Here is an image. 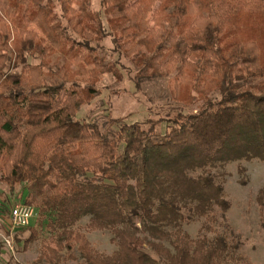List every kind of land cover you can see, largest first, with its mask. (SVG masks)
<instances>
[{"label": "trees", "instance_id": "16d2710c", "mask_svg": "<svg viewBox=\"0 0 264 264\" xmlns=\"http://www.w3.org/2000/svg\"><path fill=\"white\" fill-rule=\"evenodd\" d=\"M40 1L0 0V184L12 197L28 185L25 203L39 218L25 245L45 229L55 244L51 263L253 264L239 253L242 240L227 222L229 202L211 169L264 161V0H104L110 19L107 28L99 20L97 31L106 36L119 29L126 54L142 47L152 52L146 67L155 77L173 68L175 100L191 87L203 102L192 111L180 105L166 119L119 122L108 132L77 119L84 100L66 84L72 64L73 74L111 67L95 61L87 69L88 59L71 47L66 68L56 73L61 81L53 83L29 61L46 58L48 43L64 48L60 27ZM49 1L61 3L89 47L92 36L81 28L83 18H94L89 0ZM30 2L37 11L22 10ZM156 2L157 27H149ZM53 172L58 180L45 178L43 191L40 176ZM258 199L262 208L264 188ZM83 217L87 230L112 233L115 251L105 255L92 246L78 226ZM201 218L193 237L184 225Z\"/></svg>", "mask_w": 264, "mask_h": 264}, {"label": "rangeland", "instance_id": "374dc122", "mask_svg": "<svg viewBox=\"0 0 264 264\" xmlns=\"http://www.w3.org/2000/svg\"><path fill=\"white\" fill-rule=\"evenodd\" d=\"M40 3L50 9L48 17H54L51 24L60 27L61 40L64 44V48H60L57 44L48 43L52 46V50L46 58H29L31 63L41 65L46 74V81L50 80L53 83L61 81L60 76L56 73L58 70L66 68L68 58L65 50L71 47L79 50V54L85 55L88 59L87 69L93 67L95 61L107 64V67L112 68V71L108 70L92 75L91 73L73 74L76 66L74 64L70 66V82L66 84V88L72 87L84 100L77 113V119L96 123L104 132H108L119 122L131 123L166 119L173 116L180 105L192 111L203 103L191 87L184 89L180 99L175 100L171 92L174 69L172 68L170 73L162 74V76H153L152 67H146L152 52H148L145 47H142L138 49V52L126 51V54L125 49L119 46L125 40L119 29L106 36L97 31L99 20L103 21L107 28V22L110 19L106 14L108 9L106 1H88V7L93 12L94 18H92L93 21L83 18L81 28L92 36L89 39V47L83 46L86 38L81 32L73 29L74 22L73 24L69 22L70 18L63 13L60 2L42 0ZM158 4V2L155 3L146 17L149 27H157L152 17L153 10L157 8ZM73 7L77 8L78 6L74 4ZM23 9L34 12L37 11L38 5L30 2L26 7L22 6ZM29 29L42 35L36 24H30ZM114 37L120 39V42L115 43ZM71 81H74L75 84ZM89 87L93 91L88 94L84 91ZM193 98L195 100L188 104ZM164 128V123L161 126H156V130L160 132ZM241 168H244L243 172L240 171ZM211 172L216 176V182L223 186L224 198L229 202L225 216L232 229L241 237L242 244L239 253L253 264H264V204L261 208L258 199L259 191L264 188V161L258 159L232 161L223 167L211 169ZM200 173L201 170L191 172L192 175ZM45 178L55 182L58 180V173L53 172L47 177L40 176L38 186L43 191L48 189L44 182ZM242 180H245L246 183L243 184ZM27 187V184L18 187L15 190L16 197H12L8 188L0 184V216L7 217V223H9V210L14 201L19 200L27 203L31 201ZM38 218L37 211L36 218L28 227L16 230L14 235L19 238V241L14 239L12 251L5 246L12 260H17L18 264H83L72 260L51 263V249H55V244L45 229L40 230L38 238L35 237L36 239L24 246V241L30 237L32 230L38 225ZM87 222L88 217H83L78 222V226L83 228L92 246L105 255H110L115 251L116 245L111 239L112 233L109 230H87L85 227ZM202 222V218L196 219L185 224L184 228L195 237L199 233ZM214 226L218 231L223 230L222 223L214 224ZM208 235L211 236L212 233H208Z\"/></svg>", "mask_w": 264, "mask_h": 264}, {"label": "built area", "instance_id": "2783aa9c", "mask_svg": "<svg viewBox=\"0 0 264 264\" xmlns=\"http://www.w3.org/2000/svg\"><path fill=\"white\" fill-rule=\"evenodd\" d=\"M36 208L22 201H15L9 211L7 234L3 237L4 245L12 251L14 248V233L17 229L28 227L36 218Z\"/></svg>", "mask_w": 264, "mask_h": 264}, {"label": "crops", "instance_id": "0c3cea01", "mask_svg": "<svg viewBox=\"0 0 264 264\" xmlns=\"http://www.w3.org/2000/svg\"><path fill=\"white\" fill-rule=\"evenodd\" d=\"M7 222H8L7 217L3 218V216H0V264H18L17 260L13 261L12 257L9 256L8 249L5 247L4 242H3V237L7 234V231H8V223ZM34 228L37 229V226ZM14 234H16V231ZM15 238L16 237L14 235V239ZM24 246H25V244H24Z\"/></svg>", "mask_w": 264, "mask_h": 264}]
</instances>
